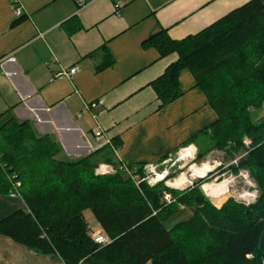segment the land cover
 Instances as JSON below:
<instances>
[{
	"label": "trees",
	"instance_id": "obj_1",
	"mask_svg": "<svg viewBox=\"0 0 264 264\" xmlns=\"http://www.w3.org/2000/svg\"><path fill=\"white\" fill-rule=\"evenodd\" d=\"M144 46L161 59L178 56L150 84L161 108L182 97L179 79L188 70L217 115L204 131L210 146L196 161L212 152L238 161L228 170L249 172L260 193L257 202L246 207L229 199L217 209L202 190L207 178L181 191L165 183L139 189L120 172L97 176L100 152L110 154L103 163L119 165L112 149L66 159L56 141L8 111L0 116V194L10 195L12 182L18 184L30 213L17 211L0 221V237L65 264H264V119L253 115L264 106V0H251L184 40L162 31ZM112 141L120 150L121 143ZM129 167L143 177V165ZM165 193L175 202H164ZM87 211L109 245L93 240ZM184 213L190 217L167 227Z\"/></svg>",
	"mask_w": 264,
	"mask_h": 264
},
{
	"label": "crops",
	"instance_id": "obj_2",
	"mask_svg": "<svg viewBox=\"0 0 264 264\" xmlns=\"http://www.w3.org/2000/svg\"><path fill=\"white\" fill-rule=\"evenodd\" d=\"M81 1L19 0L24 17L17 23L15 4L0 0V60L16 58L0 67V116L11 111L18 122H29L73 161L95 153L88 145L98 128L121 143L116 161L135 168L161 167L185 148L202 150L196 142L216 122L215 111L188 70L179 79L182 97L161 108L150 84L178 56L161 59L144 42L162 31L184 40L251 0ZM72 67L79 72L71 80L55 79ZM109 157L100 152V164ZM17 211L30 213L21 197L0 194V221ZM90 231L103 233L100 226ZM0 264L65 263L1 236Z\"/></svg>",
	"mask_w": 264,
	"mask_h": 264
},
{
	"label": "rangeland",
	"instance_id": "obj_3",
	"mask_svg": "<svg viewBox=\"0 0 264 264\" xmlns=\"http://www.w3.org/2000/svg\"><path fill=\"white\" fill-rule=\"evenodd\" d=\"M254 118L256 120L264 119V106L262 110L260 111H253ZM205 135H200L197 139V144L199 143L202 147L201 152H206L207 150V142L205 143ZM205 143V144H204ZM251 145V140L246 139L245 145ZM246 147H249L247 146ZM192 151V150H189ZM188 151V152H189ZM194 151H192L193 153ZM199 152V150H198ZM198 152L194 154L193 157L197 158ZM188 154V153H187ZM178 154L175 155V158H173V161L170 162L168 165H163L160 167L161 171L164 170H170L171 171V177L168 179L171 182L175 183V185H179L180 180L177 181V178H181V176H184L185 180L188 182L184 187L188 186L191 182L192 186L195 182L207 178L209 179V182L204 183L202 185V190L205 194V196L211 201V203L216 207L217 209H221L222 206L229 200L233 199L238 204H242L244 206H252L254 205L258 198H259V191L257 189V186L255 182L250 177V174L246 170H240L237 173L231 172L228 170V168L233 165L236 161L233 160V158L227 156L223 152H212L210 153L202 162H198L196 160L192 161L190 159H186L184 161L178 162ZM192 161V162H191ZM106 163H102L100 165H103ZM100 165L96 168V170L100 167ZM110 165V164H108ZM175 165L174 167H172ZM209 167L208 172L204 176H197L194 177L193 174L195 173L196 169H204L205 167ZM172 167V168H171ZM167 168V169H166ZM95 170V174H96ZM222 170V172H221ZM225 170H228L227 173H224ZM97 175V174H96ZM97 176H105V175H97ZM127 177L126 175H124ZM129 178V177H128ZM175 179V180H174ZM223 182L228 183V189L226 194L217 193L216 195L218 197H209L205 190L207 187H211L214 185L221 184ZM183 188V187H182ZM181 189V188H178ZM175 200V199H174ZM85 220L88 223V226L90 229H93L94 231L99 227L98 222L96 218L94 217L93 213L91 211L85 212ZM190 217L189 214H185L183 216L177 217L173 219L171 222L167 224L168 228H172L176 222H180L183 220H186ZM178 220V221H177Z\"/></svg>",
	"mask_w": 264,
	"mask_h": 264
},
{
	"label": "built area",
	"instance_id": "obj_4",
	"mask_svg": "<svg viewBox=\"0 0 264 264\" xmlns=\"http://www.w3.org/2000/svg\"><path fill=\"white\" fill-rule=\"evenodd\" d=\"M13 4H15V16L18 18H22L24 17V11L22 6H20L19 4V0H11ZM78 4H82L81 0H77ZM19 4V6H18ZM120 6L117 7V9ZM16 63V58L14 57V55H10L8 57L2 58L0 60V67L4 69V66H6V64H15ZM79 72V69L77 67H72V68H62L60 72H58L55 75V79H62V78H67L69 80H71L73 78V76H75L77 73ZM7 76L12 77L15 73H10V72H6ZM93 107H95V105L92 106H86V110L90 111V109H92ZM247 145V144H246ZM249 146V145H247ZM90 151L92 152H96L100 149H103L105 147H108L110 149L113 150L114 154L116 156H118L119 150L116 149V147L114 146L113 141H111L109 138H106L105 136V132L102 128H98L95 132H94V141L93 144L88 145ZM189 148H185L182 149L178 155V162L184 161L186 159H189L188 157H185L186 155V151ZM173 161V158H171L170 160H168L167 162H165L163 165H168L170 162ZM238 161H236L234 164H237ZM175 165H173L172 167H174ZM171 167V168H172ZM167 169V168H166ZM117 172H120L124 175H126L127 177H129L136 185L137 188L140 189L141 184L143 183H147L150 186H156L160 183H165V185L171 189H175V190H185L187 189L189 186H192V183L189 182L190 184L186 187H183L181 189H177V188H173L171 187V181L168 179L171 177V171L170 170H164L161 171L160 167L155 166V165H148L145 166L143 168V177L139 176L138 174L135 173V171H133L128 165L124 164V163H120L117 166H113V165H108V164H103L100 165V167L96 170V174L97 175H112V174H116ZM182 178V176H181ZM181 178H177V181L181 180ZM175 180V179H174ZM13 192L10 194V196L12 197H21L18 191V184L13 183ZM163 201L166 202L167 204H171L173 202H175L174 198L172 197V195L170 193H165L164 194V198ZM92 238L93 240L99 244V245H109L111 243L110 239L107 238L103 233L101 232H93L92 234Z\"/></svg>",
	"mask_w": 264,
	"mask_h": 264
},
{
	"label": "bare ground",
	"instance_id": "obj_5",
	"mask_svg": "<svg viewBox=\"0 0 264 264\" xmlns=\"http://www.w3.org/2000/svg\"><path fill=\"white\" fill-rule=\"evenodd\" d=\"M189 149L186 151V155L185 157H188L189 159H191L193 157V153L192 151H189ZM188 153V154H187ZM209 167H205L204 169H196L195 173L193 174L194 177H199V176H204L206 174V172H208ZM185 177L182 176L179 185H175V183L171 182V187L173 188H182L184 187L188 182L184 179ZM227 189H228V183L227 182H223L221 184L218 185H214L211 186L209 188L206 189V194L209 197H218L216 194L217 193H221V194H226L227 193Z\"/></svg>",
	"mask_w": 264,
	"mask_h": 264
}]
</instances>
